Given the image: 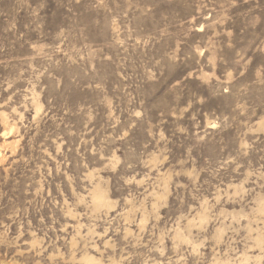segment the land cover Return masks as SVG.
<instances>
[{
	"label": "rangeland",
	"instance_id": "rangeland-1",
	"mask_svg": "<svg viewBox=\"0 0 264 264\" xmlns=\"http://www.w3.org/2000/svg\"><path fill=\"white\" fill-rule=\"evenodd\" d=\"M0 264H264V0H0Z\"/></svg>",
	"mask_w": 264,
	"mask_h": 264
}]
</instances>
